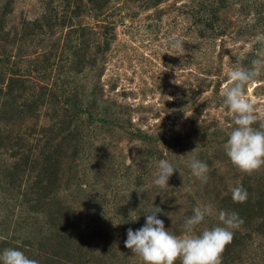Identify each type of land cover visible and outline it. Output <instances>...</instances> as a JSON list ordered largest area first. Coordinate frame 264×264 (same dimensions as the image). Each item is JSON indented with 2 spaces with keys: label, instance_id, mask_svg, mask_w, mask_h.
Listing matches in <instances>:
<instances>
[{
  "label": "rangeland",
  "instance_id": "rangeland-1",
  "mask_svg": "<svg viewBox=\"0 0 264 264\" xmlns=\"http://www.w3.org/2000/svg\"><path fill=\"white\" fill-rule=\"evenodd\" d=\"M253 59L264 61V0H0V256L144 264L124 246L144 214L161 209L181 236L210 203L243 221L220 264H264V165L244 173L223 148L229 72ZM246 97L259 128L264 64ZM162 160L177 170L168 186L154 183ZM215 226L208 216L194 234Z\"/></svg>",
  "mask_w": 264,
  "mask_h": 264
},
{
  "label": "clouds",
  "instance_id": "clouds-1",
  "mask_svg": "<svg viewBox=\"0 0 264 264\" xmlns=\"http://www.w3.org/2000/svg\"><path fill=\"white\" fill-rule=\"evenodd\" d=\"M173 46L179 48L182 43L177 40ZM262 64L264 61L253 59L249 68L238 64L234 66L229 72V87L224 91V103L235 114V119L234 127L223 148L231 163L244 173H251L264 165V124L259 128L253 127L256 122L255 108L246 97V86L259 75ZM195 149L185 155H191ZM190 168L193 175L207 181V163L193 158ZM176 171L170 162L160 161L154 183L157 186H168L169 178ZM230 191L233 202H246L248 193L242 185L232 187ZM160 213L161 209L144 214L146 222L141 228L127 230L124 246L134 255H138L144 264H175L177 260L181 264H220L221 254L233 240L232 229L243 223L234 212H217L210 203L198 204L193 209V215L187 217L182 225L184 234L176 236L166 230L164 222L158 218ZM213 215L217 216L223 226L206 228L201 234H194L196 226ZM169 218L171 219L170 216ZM0 260L2 264H38V261L14 248L5 249Z\"/></svg>",
  "mask_w": 264,
  "mask_h": 264
},
{
  "label": "trees",
  "instance_id": "trees-1",
  "mask_svg": "<svg viewBox=\"0 0 264 264\" xmlns=\"http://www.w3.org/2000/svg\"><path fill=\"white\" fill-rule=\"evenodd\" d=\"M79 136L80 135H79L78 131L74 132V130L66 129L64 131V134H63L61 139L64 140V143H65L66 146L67 145H69V146L73 145L72 149L75 150V148L78 146L76 144L80 142V137ZM71 143H73V144H71ZM67 158H72V157L69 156ZM37 202H38V199H37Z\"/></svg>",
  "mask_w": 264,
  "mask_h": 264
}]
</instances>
